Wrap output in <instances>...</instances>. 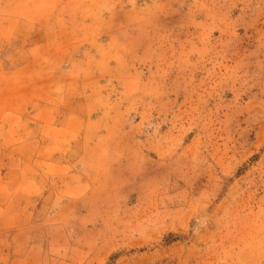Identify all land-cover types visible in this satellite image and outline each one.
<instances>
[{
    "label": "rangeland",
    "instance_id": "374dc122",
    "mask_svg": "<svg viewBox=\"0 0 264 264\" xmlns=\"http://www.w3.org/2000/svg\"><path fill=\"white\" fill-rule=\"evenodd\" d=\"M0 264H264V0H0Z\"/></svg>",
    "mask_w": 264,
    "mask_h": 264
}]
</instances>
